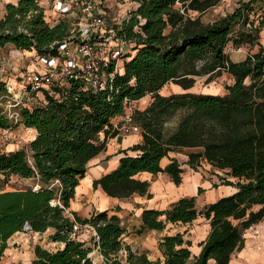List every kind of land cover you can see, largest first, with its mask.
I'll return each instance as SVG.
<instances>
[{
    "label": "trees",
    "instance_id": "1",
    "mask_svg": "<svg viewBox=\"0 0 264 264\" xmlns=\"http://www.w3.org/2000/svg\"><path fill=\"white\" fill-rule=\"evenodd\" d=\"M136 1L135 14L123 23L133 52L110 86L94 90L86 88L81 78H73L42 89L41 103L18 108L17 120L35 133L24 146L0 149V182L17 176L31 179L32 184L0 186V260L8 238L28 224L39 232L51 228L49 238L64 242L53 250L35 244L31 264H93L88 255L92 246L70 236L75 220L95 225L98 239L93 243L110 264H121L112 257L121 248L131 264L151 263L145 252L124 243L125 227L116 213L103 209L89 217L75 211L73 218L67 214L89 161L119 132L111 118L124 114L128 101L146 95H151V103L132 114L141 127V141L129 147L134 153L125 151L113 169L94 179L93 186L121 198L134 193L149 196L148 180L136 174L165 171L179 183L183 169L178 160L172 158L164 166L160 161L169 150L189 147L186 162L191 167L204 160L223 171L222 183L236 187L202 208L194 196H183L164 209H143L136 232L185 224L198 215L209 219L208 234L193 258L181 232L163 235L158 247L164 263L229 264L232 252L243 244L246 228L264 217V44L259 40L264 16L258 24L251 18L264 0H238L233 10L212 22H203L201 16L222 0ZM137 15L145 21L135 30ZM68 34L66 20L53 26L46 22L37 0L7 3L0 18V49L12 45L56 56L58 43ZM229 43L257 48L233 61L225 51ZM224 72L233 79L224 94L189 91L197 77L210 81ZM170 82L182 92L160 94ZM9 95L6 83L0 81V129L12 126L5 106ZM179 111L175 127L166 134L165 122Z\"/></svg>",
    "mask_w": 264,
    "mask_h": 264
},
{
    "label": "crops",
    "instance_id": "2",
    "mask_svg": "<svg viewBox=\"0 0 264 264\" xmlns=\"http://www.w3.org/2000/svg\"><path fill=\"white\" fill-rule=\"evenodd\" d=\"M262 28L260 40L264 44V27ZM23 51L31 53L27 50ZM245 55L246 53L233 61L242 60ZM28 67H31V65ZM176 92L179 91L177 90ZM141 101H144L143 104L148 106L152 101L151 95H146L138 100L139 103ZM124 114L114 115L111 118L112 123H115V118L122 120ZM30 128L35 133V129ZM141 139V132H118L115 136L107 139L106 148L89 161L86 173L79 179L75 187L74 197L70 200L67 214L73 218L71 211H75L80 217H89L92 213L103 209H107L110 213H116L125 227L124 243L128 244L133 251L138 253L145 252L147 258L151 261L150 264H165L164 256L158 247L159 239L165 234L181 232L184 240L189 241L190 258H193L200 252L202 247L201 242L208 234L210 228L209 219L198 215L191 222L185 224L168 223L162 229H145L141 232H136V229L142 223L141 213L143 209H164L183 196H194L196 206L202 208L205 204L216 200L220 196L231 194L236 190V187L232 184L222 183L220 176L223 175V171L212 167L210 163L204 160L200 161V164H197L196 167H191L186 162L188 158L187 152L191 150L189 147H177L169 150L168 154L163 156L160 161L161 165L164 166L172 158L178 160L183 169L179 183H175L165 171L157 173L141 171L136 174L137 177L148 180L149 196L134 193L129 197L121 198L107 195L99 185L94 187V179L113 169L118 164L119 157L125 151L134 153L129 147L141 141ZM10 148L13 147L6 149ZM29 232L41 237L46 234L49 237L52 229L47 228L43 232L30 229ZM18 233L24 232L16 231L8 240L20 237ZM90 236L89 231H81L74 238L92 246L89 256L93 264H105L99 256L100 251L96 248L95 243H93L94 239ZM53 243L56 244L55 249L62 247L64 244L62 240H55ZM35 244H40V242H36ZM33 257L34 253H29V259ZM6 260L2 261L1 264H12V261ZM24 264H31V262L28 263L27 261ZM229 264H264V217L246 228L243 244L232 252Z\"/></svg>",
    "mask_w": 264,
    "mask_h": 264
},
{
    "label": "built area",
    "instance_id": "3",
    "mask_svg": "<svg viewBox=\"0 0 264 264\" xmlns=\"http://www.w3.org/2000/svg\"><path fill=\"white\" fill-rule=\"evenodd\" d=\"M45 2V3H44ZM37 0L44 11L46 22L53 26L62 20L69 24V34L57 45L56 56L37 55L36 64L39 66L27 70L25 73L26 84L23 87L25 95L29 94L37 104L42 102L38 92L49 88L50 85H64L67 80L81 78L86 88L94 90L110 86L114 76L121 73L124 59L133 52V42L128 39L123 31V23L128 21L138 6L136 0H113L112 3L119 7L117 15L111 22L107 12L108 0ZM139 22L134 26L137 30L144 19L137 15ZM7 90L11 89L8 85ZM136 100L128 101L135 102ZM22 99L7 106L10 118L17 121L19 112L11 110L20 104ZM122 124L113 123L123 133L139 132L141 127L133 122L132 113L125 114ZM5 140L15 139L12 126L1 129ZM81 231H89L94 240L98 239L95 225L78 221L73 222L70 236L74 237ZM98 249V245H96ZM99 250V249H98ZM101 260L106 261L99 252ZM121 264H131L124 248L112 255ZM109 262V263H108Z\"/></svg>",
    "mask_w": 264,
    "mask_h": 264
},
{
    "label": "rangeland",
    "instance_id": "4",
    "mask_svg": "<svg viewBox=\"0 0 264 264\" xmlns=\"http://www.w3.org/2000/svg\"><path fill=\"white\" fill-rule=\"evenodd\" d=\"M40 1L44 2V0H40ZM237 1L238 0H222L218 6L206 11L201 16V20L203 22H212L218 17L233 10V8L237 4ZM16 2L17 0H0V18L4 15L5 5L7 3H16ZM112 2L113 0H108V2L106 3V5L108 6L106 7L107 8L106 10L109 14V18L111 22H113V19L117 15V11H119V7H117V5H115ZM260 16H264V6H262L260 9H257V12L255 14L254 13L251 14V18L255 19L256 24L260 22L261 20L259 18ZM236 30L237 27L234 28L233 34H235L234 32ZM256 48L257 47L254 46L253 48L250 49L248 45H241L239 47H234L231 43H229L226 46L225 51L230 56V58L234 60V59H238L240 56L244 55L245 53H248L249 51H255ZM20 51L15 49L12 45H7L0 49V81L5 82L6 85H8L11 89L10 92L8 91L10 95L6 96L7 101L5 106L7 108L8 105L14 104V102H16V100L18 99L20 100L22 99L23 101L22 104L14 108H11L12 111L13 110L18 111V108L23 105L30 107L34 104H37L34 98H31L29 94L25 95L23 89V87L26 84L25 83L26 71L28 69L30 70L31 68H34V66L39 68V66L36 64V58H35L37 54L34 50H31L30 51L31 53L24 52L23 50ZM120 63L123 62L120 61ZM29 65H31V67H28ZM232 82H233L232 77L225 72L210 81L207 80L206 77H197L193 87L190 88L189 91L194 93L222 95L226 92L225 86L232 84ZM177 90L179 92H182V89L178 85L170 82L166 84L164 87H162V89L160 90V94L169 95L171 93H179L176 92ZM38 97L42 98L41 91L38 92ZM136 102H138V100L126 104L124 113L133 114L134 110H142L147 106L146 104H143L144 101H141V103L139 102L136 103ZM125 114L122 120H117L118 118H115L114 122L118 124V126L122 124V122L124 121L123 119L125 118ZM180 114H182V112L180 111L177 112L176 114L171 116L167 122H165L164 131L166 134L173 130ZM12 133L16 135V138L11 140H5L2 131L0 129V149H6L9 147L16 148V147L24 146L29 141V139L34 135V131L30 127H27L19 120L16 121L14 119L12 122ZM31 184H32L31 179L19 178L17 176H12L6 183H3L2 185L0 182V186L3 187V189H13L15 187H27ZM29 230H30L29 225L25 224L23 229L20 230V232L23 231L24 233H18V236L20 237H14L8 240V247L4 251V255L0 260V264L2 263V261H5L6 259L12 261L11 262L12 264H24V262L27 261L28 263H30L32 258L29 259V253H34L33 248L36 242H40L41 246L47 249H51V250L55 249L56 244L53 243L55 242V240L53 241L46 234L42 235V237L37 236L32 232H29ZM90 237L94 239L92 236Z\"/></svg>",
    "mask_w": 264,
    "mask_h": 264
}]
</instances>
